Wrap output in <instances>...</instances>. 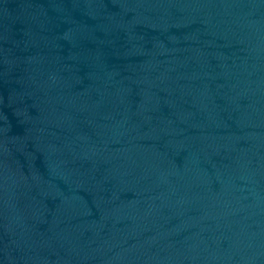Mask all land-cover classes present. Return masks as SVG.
Returning <instances> with one entry per match:
<instances>
[{"label": "water", "instance_id": "1", "mask_svg": "<svg viewBox=\"0 0 264 264\" xmlns=\"http://www.w3.org/2000/svg\"><path fill=\"white\" fill-rule=\"evenodd\" d=\"M0 264H264V0H0Z\"/></svg>", "mask_w": 264, "mask_h": 264}]
</instances>
